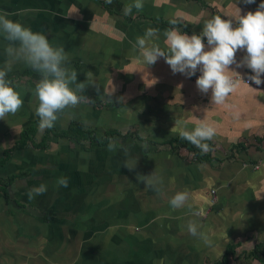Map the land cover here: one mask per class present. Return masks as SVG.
<instances>
[{
	"label": "crops",
	"instance_id": "0c3cea01",
	"mask_svg": "<svg viewBox=\"0 0 264 264\" xmlns=\"http://www.w3.org/2000/svg\"><path fill=\"white\" fill-rule=\"evenodd\" d=\"M130 2L0 0V14L7 13L10 19L43 32L53 45H63L71 58L70 66L78 72V82L85 80V64H94L87 71L93 72L99 91L94 92L97 89L93 85L86 89L104 99L112 83V101L122 97L121 102L134 106L127 110L109 105L110 123L121 124L125 110L128 115L140 110L162 138L204 123L216 130L212 140L215 158L192 161L186 147L189 155L180 150L182 158L169 149L145 157L133 148L127 149L129 159L139 154L143 163L130 171L123 166L124 147L116 146L110 154L97 155L100 161L109 157L102 164L98 161L99 166L105 172L125 173L127 184L119 188L114 199L110 196V202L96 205L97 216L81 215L78 223L68 227L48 225V221L45 224L14 203H6L0 194V264H203L206 257H220L229 241L247 247L252 236L264 240V83L250 88L239 82L223 104H213L211 90L201 93L196 80L173 74L163 58L145 67L133 48L136 37L148 28L159 30L157 42L165 48L164 33L173 27L188 35L200 34L205 19H234L238 9L240 15L255 12L262 0L251 4L243 0H143L141 11L133 9L131 15H125L124 7ZM203 42L208 50L206 38ZM6 43L0 37V47ZM244 55L243 50L238 51L237 61ZM230 69L242 75L253 74L246 67L231 65ZM81 105L87 112H80L82 121L107 122L98 116L103 105ZM20 120H0V156L17 138ZM147 122L143 119L141 125ZM12 127L13 134L8 133ZM127 143L131 145L132 141L127 139ZM238 143L246 148L234 147ZM19 152L13 150L0 165V177L10 174ZM110 161L113 165L109 168ZM151 170H157L163 178L162 192L145 188L142 181L130 175ZM184 190L190 193L191 210L172 209L169 199ZM190 220L197 222L210 243L189 234ZM41 239L45 242L38 248Z\"/></svg>",
	"mask_w": 264,
	"mask_h": 264
},
{
	"label": "clouds",
	"instance_id": "9594fccd",
	"mask_svg": "<svg viewBox=\"0 0 264 264\" xmlns=\"http://www.w3.org/2000/svg\"><path fill=\"white\" fill-rule=\"evenodd\" d=\"M106 2L110 4L112 0ZM253 2L254 0H243L245 4ZM143 7V0H131L124 7V14L131 15L133 9L139 12ZM77 11L76 9L68 16ZM172 23L175 24V21ZM164 36L165 48H161L157 42L158 29L148 28L143 35L136 37L133 48L137 50L141 62L147 67L163 58L173 74L180 73L186 77L195 75L199 69L196 87L203 94L211 90L213 104H223L242 81L240 74L230 69L231 65L250 69L253 74L248 75L247 79L255 85L264 83L261 79L264 75V0L255 12L240 15L238 9L234 19H222L220 16L205 19L200 34L188 35L173 27ZM0 37L7 42L4 47L6 59L0 67V120H5L8 115H15L23 105L21 93L8 77L13 65L17 63H22L39 74L40 79L33 94L38 101L35 115L38 117V130L41 133L52 129L66 110L94 102L84 94L89 85L95 86L99 91L93 72L87 71L85 80L78 82V72L70 66L71 58L63 45H53L43 32L33 31L21 22L10 19L7 13L0 14ZM205 38L208 50H205ZM241 50L245 55L237 61L236 53ZM253 90L260 92L258 89ZM114 91L111 83V90L103 94L111 103ZM122 99L118 97L117 102ZM215 134V128L204 123L197 124L191 130L182 128L180 132L181 138L199 148L202 154L211 151L207 142L213 140ZM109 149L114 150V145L110 144ZM124 153L123 166L131 171L138 159H129L127 149H124ZM137 179L145 184V188L158 193L163 191V178L155 171L147 176L138 175ZM56 184L67 187L68 178L60 177ZM45 192L47 185L42 183L29 190L27 197L33 200ZM190 199V193L184 190L176 192L168 202L174 210L186 207L191 210ZM187 230L193 237L203 239L206 244L210 243L199 231L196 221L190 220Z\"/></svg>",
	"mask_w": 264,
	"mask_h": 264
},
{
	"label": "rangeland",
	"instance_id": "374dc122",
	"mask_svg": "<svg viewBox=\"0 0 264 264\" xmlns=\"http://www.w3.org/2000/svg\"><path fill=\"white\" fill-rule=\"evenodd\" d=\"M5 59L4 48L0 47V67L3 66ZM92 65L95 67L94 64L90 63H86L85 66L82 64L85 68L83 70L84 74L87 70L93 69ZM27 69H29V71H27ZM8 75H13V79L11 78V80L17 90L21 93L23 105L15 115H8L6 117V122L9 123L14 118L18 121L21 117V128L27 124L36 126V130L32 135V142H37L42 133L38 130V117L35 115V107L37 106L38 101L33 93L35 85L40 79L39 74L22 63H17L13 65L12 71L8 73ZM96 91L97 90L94 89V92ZM113 102L116 103L114 104L115 106H124L127 110L134 107L132 104L126 105L127 102L125 100L124 102H117L113 99ZM108 107L110 106H101L99 112L102 114H98V116L107 120L106 123H87L79 119L78 117L84 119V116L81 115L80 112L87 113L84 111L83 106L79 105L75 109L66 110L65 113L60 116V119L56 122L54 128L65 126L68 120L73 118L80 120L84 126L95 128L99 131L108 127H114L122 134L130 132L133 135L126 136V138L130 139L132 144L128 145L127 139L123 140L124 137L119 135H113L112 137H114V139L111 137L109 143L105 146L96 145L95 142L89 144L87 140L76 142L65 137L49 135L44 140L46 144L44 147H32L29 144L23 146V148H20L18 158L13 159V165L11 164L14 168L10 169L11 172L9 173L14 172L17 176L9 187V194L12 198L10 201L11 203H14L13 199H18L25 204V207L22 208L16 206L15 203L14 206L37 216L40 221H48V225H56V223H58V227L72 226L73 223H78L77 217L81 215L86 217L89 215L97 216L98 211L96 210V205H100V202L105 200L110 202V196L113 195L112 198L114 199V196H116L115 193L119 192V188L122 185L127 184L125 173L113 174L110 170L109 172H105L102 166H99L104 160H109V157H103V160L100 161L97 158V155L103 156L104 153L110 154L113 151L109 149L110 144L114 145L115 148L116 146L124 147L122 149L136 148V151L145 155V157L152 156L151 152L153 153L154 151L157 152L158 150L164 149L173 150L179 154H181L180 150L181 152L186 151L184 146H175L172 148V145L168 142L161 141L165 138L160 136L158 130L153 131V128L150 126L152 122L149 123V119L145 118L146 115H142L140 110L137 114L129 115L125 110L122 117V123L114 124L108 121ZM143 119L148 122L141 125ZM151 119L152 118L150 117V121ZM8 133L13 134V127L12 129H9ZM114 140L117 143H115ZM88 146L90 147L88 148ZM213 147L214 143L212 149ZM188 155L189 152L186 151L185 156ZM129 156L134 155L129 154ZM135 159H138V165L143 163V161L141 162L139 154L135 155ZM122 160L124 161L123 158ZM98 161L101 164H99ZM111 164L113 165L112 161L108 162L109 168L111 167ZM115 167L116 165L113 166V168ZM141 171L142 169L138 170V172ZM153 171H155L156 174L158 172L157 170H151L143 173H130V175L133 176L132 179H137L138 175H149ZM6 175L4 177H6ZM60 177L68 178L67 187L57 186L56 181ZM42 183L47 185V192L37 196L33 200H29L27 197L28 191L34 187H38ZM96 202L98 203L94 205ZM27 205L36 208L38 212L42 213L30 212ZM5 211L8 212V210ZM40 242L41 243H38V248H40V245L45 242V239H41ZM229 242L232 244V254H227V264H264L263 255L257 253L258 258H253L249 254L253 249V246L256 243L261 242L257 236H252V238L248 240L247 245L249 246L247 247L242 242ZM219 260V257H206L203 264H221V262L218 263Z\"/></svg>",
	"mask_w": 264,
	"mask_h": 264
},
{
	"label": "trees",
	"instance_id": "16d2710c",
	"mask_svg": "<svg viewBox=\"0 0 264 264\" xmlns=\"http://www.w3.org/2000/svg\"><path fill=\"white\" fill-rule=\"evenodd\" d=\"M74 63L77 64L78 62L74 61ZM27 71H29V69H27ZM8 77L9 79L11 78L13 79V75L12 76L8 75ZM84 94L90 99L94 100V102L92 103L93 106L111 105L112 103L116 104L113 101L111 103L110 101L106 99H102L99 96L93 93H90L87 89L85 90ZM35 130H36V126L32 124H27L23 126L18 132V136L14 140L13 144L3 149L2 154L0 156V165H3L6 163V161L11 157L12 151L15 149L23 148V146L28 145V144L32 147H38V148L44 147L46 145L44 140L49 135H54L57 137H65V138L70 139L71 141H76V142L87 140L89 144L91 142H95L96 145L105 146L107 145V143L109 142V139L113 135H119V136L126 138V136H130L132 134L130 132L122 134L117 130V128H114V127H108V128L103 129L102 131H99L95 128L84 126V124L80 120L73 119V118L68 120L67 124L63 127H60V128L53 127L52 129H46L41 134L37 142H32V135L35 132ZM161 141L168 142L169 144L172 145V148L175 146L186 147L189 151H191L190 159L192 161H195V160L196 161H212L215 158L214 155L212 154V145H213L212 140L207 142L209 143L211 147V151H209L208 153H204V154L201 153V150L199 148L195 147L188 141L182 139L180 136V133L170 136L168 138H165L164 140H161ZM89 147L90 146H88V148ZM234 147H239L241 149L246 148V146H244L242 143H238ZM179 156L181 158L183 157L181 154H179ZM16 176L17 174L12 172L6 177H0V193L6 203H9L12 199L9 194V187L12 184ZM13 202L19 207H22V208L25 207V204L22 201H19L18 199H13ZM228 253L232 254V244L230 242L226 243L225 249L223 253H221L219 257L220 260L218 261V263L221 262V264H227L228 263V255H227ZM257 253L264 256V240L259 243H256L253 246V249L249 252L251 257L253 258H258Z\"/></svg>",
	"mask_w": 264,
	"mask_h": 264
},
{
	"label": "built area",
	"instance_id": "2783aa9c",
	"mask_svg": "<svg viewBox=\"0 0 264 264\" xmlns=\"http://www.w3.org/2000/svg\"><path fill=\"white\" fill-rule=\"evenodd\" d=\"M199 75H200V71H197V72L195 73V75L191 76L190 78L196 80V79L198 78ZM240 76H241V78H242V81H240V82H242V83L245 82V84L247 83L248 85H251V86H253V87H261V86H263V84L257 86V85H255L254 83H252L251 81H248V79H247V76H248V75H244V74L242 75V74H240ZM210 192H211V194H214V193H215V189H214V188H211V189H210Z\"/></svg>",
	"mask_w": 264,
	"mask_h": 264
},
{
	"label": "water",
	"instance_id": "95a60500",
	"mask_svg": "<svg viewBox=\"0 0 264 264\" xmlns=\"http://www.w3.org/2000/svg\"><path fill=\"white\" fill-rule=\"evenodd\" d=\"M27 207L29 208L30 212H33V213H42V212H38V211L36 210V208H33V207H31L30 205H27Z\"/></svg>",
	"mask_w": 264,
	"mask_h": 264
}]
</instances>
